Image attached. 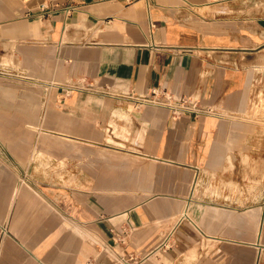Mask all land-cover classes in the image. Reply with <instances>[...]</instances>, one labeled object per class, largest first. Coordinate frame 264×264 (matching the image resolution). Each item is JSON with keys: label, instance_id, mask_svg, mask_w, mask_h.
Wrapping results in <instances>:
<instances>
[{"label": "crops", "instance_id": "0c3cea01", "mask_svg": "<svg viewBox=\"0 0 264 264\" xmlns=\"http://www.w3.org/2000/svg\"><path fill=\"white\" fill-rule=\"evenodd\" d=\"M2 56L0 264H264V0H0Z\"/></svg>", "mask_w": 264, "mask_h": 264}, {"label": "built area", "instance_id": "2783aa9c", "mask_svg": "<svg viewBox=\"0 0 264 264\" xmlns=\"http://www.w3.org/2000/svg\"><path fill=\"white\" fill-rule=\"evenodd\" d=\"M66 9L67 11H70L71 9H73V7H69ZM136 100L138 101L139 105L155 104L169 107L175 114L190 112L194 113L195 115H199L210 111V109L200 106L199 103L190 96L175 98L170 93L161 89H152L147 93L140 94L137 96ZM5 233V228L0 229V240Z\"/></svg>", "mask_w": 264, "mask_h": 264}, {"label": "rangeland", "instance_id": "374dc122", "mask_svg": "<svg viewBox=\"0 0 264 264\" xmlns=\"http://www.w3.org/2000/svg\"><path fill=\"white\" fill-rule=\"evenodd\" d=\"M29 64V62H25L24 59L21 58H15V57H1L0 58V65L1 66H5V67H17L18 69H20L21 71H19L20 73L18 74V78H17V83L19 88H24V86L27 84L28 88H32L34 90V92H41V81H42V75L39 74H34L31 75V67H30V73L26 74L23 71H26L27 68V64ZM31 63V62H30ZM38 63V70L39 72H41V64L40 61L37 62ZM29 67V66H28ZM23 70V71H22ZM55 72H57V67ZM56 76V75H55ZM34 77V78H33ZM33 78V80L31 79ZM48 76H44V79H47ZM57 80V78H55V81ZM57 82V81H56Z\"/></svg>", "mask_w": 264, "mask_h": 264}]
</instances>
